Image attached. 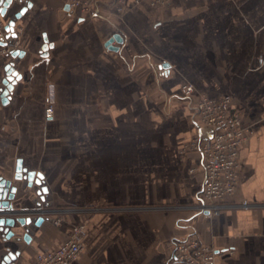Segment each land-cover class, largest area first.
<instances>
[{"label":"crops","instance_id":"obj_1","mask_svg":"<svg viewBox=\"0 0 264 264\" xmlns=\"http://www.w3.org/2000/svg\"><path fill=\"white\" fill-rule=\"evenodd\" d=\"M66 3L13 0L0 14L8 24L27 6L14 26L22 55L0 53V86L15 83L7 102L0 92V178L17 187L15 210L37 197L15 178L18 160L45 183L49 206L70 205L49 212L30 242L0 230V264L9 251L20 252L14 264H29L79 224L83 249L72 264H170L174 241L190 234L216 250L218 264H264V0H127L122 15L111 0L98 15L68 14ZM117 33L119 49H110ZM154 64L164 107L152 93ZM187 83L230 96L254 130L240 148L232 206L214 217L196 212L200 156L182 152L196 132L198 96H182Z\"/></svg>","mask_w":264,"mask_h":264},{"label":"built area","instance_id":"obj_2","mask_svg":"<svg viewBox=\"0 0 264 264\" xmlns=\"http://www.w3.org/2000/svg\"><path fill=\"white\" fill-rule=\"evenodd\" d=\"M101 0H67V13L76 10L82 13L98 15ZM118 14L122 15L127 0H111ZM140 3L145 0H132ZM152 5L166 6L170 0H146ZM7 23L0 16V53L14 49L13 41L6 30ZM5 44H2V43ZM181 92L185 97L196 93L192 84H184ZM194 105L196 132L183 151H193L200 156L204 178L198 195L196 212L206 217H214L232 206L229 200L235 193L239 182L240 148L254 130L244 123L243 112L234 107L230 96L213 97L206 93H197ZM54 108L49 104L45 108V118L53 117ZM40 208L15 210V215L31 216ZM41 216V215H39ZM48 215H42L47 217ZM85 227L75 225L60 244L38 252L29 264H72L83 249ZM216 250L202 241L197 234L177 239L173 244V256L170 264H218Z\"/></svg>","mask_w":264,"mask_h":264},{"label":"water","instance_id":"obj_3","mask_svg":"<svg viewBox=\"0 0 264 264\" xmlns=\"http://www.w3.org/2000/svg\"><path fill=\"white\" fill-rule=\"evenodd\" d=\"M18 1H24V0H18ZM13 0H11V3ZM11 3L8 2V0H4L3 3H0V9L3 11L0 12L1 15H4L8 8L10 7ZM27 9L26 4L15 14V16L8 22L6 26V30L9 32V35L11 37L10 41L13 40L14 37L17 36L15 32V22L16 19L21 17L23 13H25ZM122 37L119 33L115 34L114 36H111V38L106 42V45L110 49L117 50L119 49L118 46L112 45L114 41L121 43L122 42ZM2 44H5L4 42ZM49 45L44 44L42 49L44 51H47ZM7 56L11 55L16 58L17 56H21L22 53H20L18 50H11L8 52ZM13 66L14 64H9L6 67L7 74H11L13 71ZM10 79H5L3 80L2 85L0 86V92L1 96L3 97V102H7L8 99L10 98V92L13 89V85L15 84L12 82L11 84L9 83ZM35 173L33 171L26 172V169L22 167V161L18 160L17 166H16V175L15 178L18 180H23V188L25 189L27 186L32 187L33 183L36 182L38 184V188L36 191L39 199L41 201H48L46 205H50L51 203V197L47 194L48 193V188L45 185V183L40 181L38 178H35ZM17 192V187L12 186V182L10 180H6L4 178H0V213L4 214L5 216L0 218V221H3V223H0V230L4 233V238L5 239H13L14 241H26L30 242L32 235L34 232L38 229V227L44 222V220L47 219V217H42V216H26V217H13L15 216L16 212L14 209V205L11 202L14 200L15 195ZM37 206H41L42 203L36 199L35 200ZM8 215V216H6ZM13 215V216H9ZM50 219V218H48ZM16 229L22 228L24 232L22 234L20 232L15 231ZM20 252H12L9 251L6 256H4L3 259V264H14V259L16 258V255L19 254Z\"/></svg>","mask_w":264,"mask_h":264},{"label":"rangeland","instance_id":"obj_4","mask_svg":"<svg viewBox=\"0 0 264 264\" xmlns=\"http://www.w3.org/2000/svg\"><path fill=\"white\" fill-rule=\"evenodd\" d=\"M153 68L154 69H152L153 70V73L154 74H156V76H157V81H156V85L152 88V93L154 94V95H156V98H157V100H159L160 102L162 101V105H163V107L167 104L166 103V92L164 91L165 89L164 88H162V86H161V84H160V82H159V75H158V72L160 71V69H159V71H158V69L156 68V65L154 64V66H153ZM187 84H190V83H187ZM199 90V91H198ZM197 91L198 92H196V93H206V94H208V91L206 92V91H203V90H200V89H198ZM54 92H55V88H54V86L52 85V84H50V85H48V90H47V101H46V103H45V105H44V117H45V108L49 105V104H51V105H53V108H54V106H55V95H54ZM182 93V92H181ZM209 95V94H208ZM182 96L184 97V95L182 94ZM194 105H195V102H194V104H193V114H194V117H195V109H194ZM169 111H170V109H169ZM192 137V136H191ZM191 137L189 138V140L191 139ZM189 140L187 141V142H185L184 143V145L186 144V143H188L189 142ZM182 152L185 154L186 152H193V151H183L182 150ZM25 190H29L30 192L32 191L33 193H34V195H35V197H36V199H38L39 200V198H38V195H37V193L33 190V186L32 187H29V186H27L26 188H25ZM36 199H33V200H30V199H28V200H30L31 202H32V207H29L30 209L32 208V210L33 209H36V208H40L41 210L40 211H33V213H32V215L31 216H39V215H50V214H48L49 212H52V213H54V212H57V210L58 209H60V208H65V207H67V206H70V205H67V204H64V205H59V206H57V207H53V206H49V205H41V206H37V205H35L36 204V202L34 201V200H36ZM75 206V205H74ZM73 206V207H74ZM75 207H79V206H75ZM80 207H85V208H87V209H89V210H94V208H95V206H93V205H86V206H80ZM97 208V207H96ZM23 209H25V208H23ZM55 215V214H54ZM57 216H58V214H56Z\"/></svg>","mask_w":264,"mask_h":264},{"label":"snow or ice","instance_id":"obj_5","mask_svg":"<svg viewBox=\"0 0 264 264\" xmlns=\"http://www.w3.org/2000/svg\"><path fill=\"white\" fill-rule=\"evenodd\" d=\"M4 2V0H0V3H3ZM8 2L9 3H11V0H8ZM3 10L2 9H0V12H2ZM0 223H3V221H0Z\"/></svg>","mask_w":264,"mask_h":264}]
</instances>
